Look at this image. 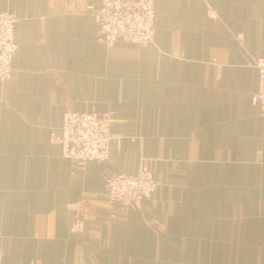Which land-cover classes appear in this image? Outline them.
I'll use <instances>...</instances> for the list:
<instances>
[{
  "label": "crops",
  "instance_id": "0c3cea01",
  "mask_svg": "<svg viewBox=\"0 0 264 264\" xmlns=\"http://www.w3.org/2000/svg\"><path fill=\"white\" fill-rule=\"evenodd\" d=\"M102 1L0 0L19 17L0 81V264H264V116L247 65L264 57V0H155L153 42L111 45L87 10ZM93 109L115 113L111 155L77 169L52 135L66 111ZM142 168L154 196L112 219L107 180Z\"/></svg>",
  "mask_w": 264,
  "mask_h": 264
},
{
  "label": "built area",
  "instance_id": "2783aa9c",
  "mask_svg": "<svg viewBox=\"0 0 264 264\" xmlns=\"http://www.w3.org/2000/svg\"><path fill=\"white\" fill-rule=\"evenodd\" d=\"M87 10L94 16L97 26V39L111 45L123 40L135 44L153 42L156 11L155 0H103L100 6L88 5ZM211 14L216 11L211 9ZM19 17L9 11H0V81L12 76L13 59L18 52L16 24ZM243 33L238 37L242 39ZM247 65L259 72L261 88L252 97L264 116V57H252ZM115 122L113 111L99 112L68 110L64 114L60 134H53L52 141L61 144L62 153L72 159L77 169H86L89 162L102 163L109 160L112 149V125ZM158 186L150 171L116 172L106 183L107 206L113 211L117 203L127 200L140 205L146 198L153 197ZM113 211L111 218H115ZM73 229L80 231L82 221L75 219ZM30 264H42L40 259Z\"/></svg>",
  "mask_w": 264,
  "mask_h": 264
},
{
  "label": "rangeland",
  "instance_id": "374dc122",
  "mask_svg": "<svg viewBox=\"0 0 264 264\" xmlns=\"http://www.w3.org/2000/svg\"><path fill=\"white\" fill-rule=\"evenodd\" d=\"M107 112H109V111H107Z\"/></svg>",
  "mask_w": 264,
  "mask_h": 264
}]
</instances>
